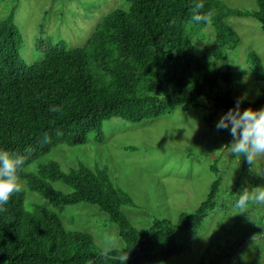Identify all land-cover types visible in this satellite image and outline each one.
I'll return each instance as SVG.
<instances>
[{"label": "trees", "instance_id": "obj_1", "mask_svg": "<svg viewBox=\"0 0 264 264\" xmlns=\"http://www.w3.org/2000/svg\"><path fill=\"white\" fill-rule=\"evenodd\" d=\"M123 2L126 7L104 15L80 47L40 36L34 50L41 59L30 65L21 57L14 11L0 21V151L25 159L18 173L21 190L0 206V264H118V256L126 253L127 264H162L182 253L178 233L198 228L214 210L219 176L192 214L182 213L176 223L154 219L141 233L122 212L123 206L132 207V200L105 170L79 165L63 171L55 161L40 162L57 147L84 145L90 134L100 142L102 124L113 118L139 123L176 108H205L209 114L203 120L212 127L216 113L227 111L239 98L219 91L229 75L196 53L191 32L210 26L214 58L224 65L238 40L226 19L251 17L264 31V0H255V11L229 8L220 0ZM194 14L208 19L194 22ZM248 62L254 79L262 82L260 58L250 52ZM242 101L241 110L264 108V88L253 102ZM58 182L70 192L55 189ZM27 193L52 207H97L116 225L123 248L104 254L91 235L67 230L51 209L27 201ZM195 264L207 263L201 258Z\"/></svg>", "mask_w": 264, "mask_h": 264}, {"label": "rangeland", "instance_id": "obj_2", "mask_svg": "<svg viewBox=\"0 0 264 264\" xmlns=\"http://www.w3.org/2000/svg\"><path fill=\"white\" fill-rule=\"evenodd\" d=\"M220 1L242 11L257 9L255 0ZM125 7L123 0H0V21L14 11L13 21L22 38L21 57L30 65L41 59L34 50L40 36L64 42L68 48L80 47L104 15ZM226 23L238 40L224 65L214 58L217 49L210 26L194 27L192 43L198 55L228 73L229 83L221 82L219 91L229 90L253 102L264 80L257 82L252 76L248 54L254 52L260 58L264 72V31L251 17H229ZM225 112L216 113L212 127L203 120L209 114L205 108L191 112L176 108L139 123L113 118L102 124L100 142L96 134H90L84 145L57 147L40 162L55 161L63 171L79 165L105 170L110 181L132 200V207L123 206L122 212L141 233L149 230L154 219L176 223L182 213L192 214L219 176L222 185L214 210L198 228L178 233L182 253L162 264H195L201 258L207 264H264V202L249 201L246 207H237L248 191L264 190V157L250 163L231 154L229 131L215 127ZM53 186L70 192L60 182ZM26 200L51 209L67 230L91 235L102 251L124 246L116 225L93 205L52 207L32 193H27Z\"/></svg>", "mask_w": 264, "mask_h": 264}, {"label": "clouds", "instance_id": "obj_3", "mask_svg": "<svg viewBox=\"0 0 264 264\" xmlns=\"http://www.w3.org/2000/svg\"><path fill=\"white\" fill-rule=\"evenodd\" d=\"M203 5H197L202 8ZM211 13L208 14L210 16ZM208 16L193 15L194 22L207 20ZM242 99L237 98L235 105L223 113L216 122L218 130H228L232 141L228 145L233 156L254 159L264 157V108L241 110ZM25 163L23 156L0 151V206L7 204L14 193L21 190L19 171ZM257 188V187H256ZM249 201L264 202V190L248 191L237 201V207H246ZM111 246L104 249V254ZM127 253L118 256V264H127Z\"/></svg>", "mask_w": 264, "mask_h": 264}]
</instances>
